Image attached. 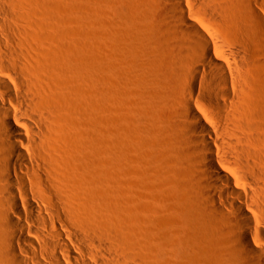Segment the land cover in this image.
<instances>
[{"label":"bare ground","instance_id":"1","mask_svg":"<svg viewBox=\"0 0 264 264\" xmlns=\"http://www.w3.org/2000/svg\"><path fill=\"white\" fill-rule=\"evenodd\" d=\"M83 2L96 73L70 0H0V264H264V0Z\"/></svg>","mask_w":264,"mask_h":264},{"label":"rangeland","instance_id":"2","mask_svg":"<svg viewBox=\"0 0 264 264\" xmlns=\"http://www.w3.org/2000/svg\"><path fill=\"white\" fill-rule=\"evenodd\" d=\"M69 15H68V26L70 28L81 27L83 28V68L86 63H91L92 70L96 73L95 67L96 56L98 55V51L100 49V45L102 42H106L111 46L112 37L111 35L115 32L112 27H107L101 23L91 24L87 26L85 11L92 12V7L88 4H85L83 0H70L69 5ZM85 9V11H84ZM113 30V31H112ZM117 35V33L113 34ZM114 36L113 39H115ZM94 64V65H93ZM86 71V70H85ZM83 71V143L88 144V148L90 151H95V166H98V155H97V147L99 144V136L97 130L99 129V123L102 119V114L100 110V106L102 103V98L97 89V81L94 78L96 77L95 73L92 71L91 73L87 70V72ZM86 127V128H85ZM93 127V128H92ZM92 130L93 134H87L85 131ZM96 148V149H94Z\"/></svg>","mask_w":264,"mask_h":264}]
</instances>
